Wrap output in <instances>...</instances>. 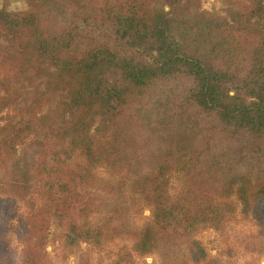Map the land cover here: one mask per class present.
Returning <instances> with one entry per match:
<instances>
[{"label": "trees", "instance_id": "16d2710c", "mask_svg": "<svg viewBox=\"0 0 264 264\" xmlns=\"http://www.w3.org/2000/svg\"><path fill=\"white\" fill-rule=\"evenodd\" d=\"M222 2L226 16L203 0L0 7V264H56L52 224L65 251L117 246L109 264H233L198 235L241 217L256 226L244 248L264 256V0ZM91 20L112 23L129 51L93 42ZM175 74L192 77L188 98L213 120L198 144L180 132L140 153L127 112L139 89ZM22 146L36 151L25 171ZM15 218L20 251L6 238Z\"/></svg>", "mask_w": 264, "mask_h": 264}, {"label": "rangeland", "instance_id": "374dc122", "mask_svg": "<svg viewBox=\"0 0 264 264\" xmlns=\"http://www.w3.org/2000/svg\"><path fill=\"white\" fill-rule=\"evenodd\" d=\"M0 7L7 10H25L28 8L27 0H0ZM203 8L215 12L221 16H226V6L222 0H203ZM68 11L63 8H51V16H55V21L64 20ZM89 24L90 34L93 42L97 41L106 45L122 47V50L129 51L128 46L119 40L115 33V26L108 21L91 20ZM60 24V23H59ZM131 53V50L130 52ZM135 54H138L134 51ZM193 79L189 75L175 74L166 78L155 80L151 85L143 87L137 91L135 102L131 105V110L127 112V117L133 114L132 127L141 139L142 150L140 153L148 154L151 150L160 152L162 147L180 140L177 135L186 132L187 138H192V142L197 143L202 133L196 132L204 125H207L213 118L203 114L192 101L189 100V89L193 87ZM199 122V123H198ZM183 136V137H184ZM182 138V137H181ZM36 151L29 146L19 148V165L23 171L32 166ZM2 174L0 173V178ZM177 177L172 178V185L177 184ZM24 209H20V213ZM150 214L146 210L144 215ZM139 221L142 222L141 219ZM17 219L12 220L10 233L14 234L17 240L16 227ZM256 231V226L252 219L239 218V220L228 225L226 231L209 228L198 235L207 247L211 255L218 257L224 262L233 264H248L257 262L264 264V256L247 251L244 247L245 238L249 233ZM50 236L46 244L47 253L56 264H83L87 258L91 264H109L115 258L117 246H106L97 248L86 242H81L76 249L64 250L60 247L56 239L58 228L52 224L49 229ZM17 250L22 246L17 240ZM137 264H161L157 255H152L137 259Z\"/></svg>", "mask_w": 264, "mask_h": 264}, {"label": "clouds", "instance_id": "9594fccd", "mask_svg": "<svg viewBox=\"0 0 264 264\" xmlns=\"http://www.w3.org/2000/svg\"><path fill=\"white\" fill-rule=\"evenodd\" d=\"M7 239H9V241L11 242L12 246L13 247H16L17 245V240H16V237L14 234H9L8 237H6ZM14 264H22V261L17 259V258H14Z\"/></svg>", "mask_w": 264, "mask_h": 264}]
</instances>
